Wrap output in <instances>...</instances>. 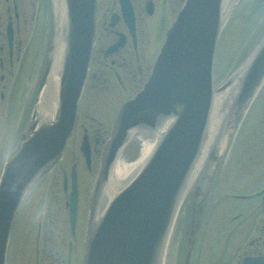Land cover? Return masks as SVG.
Returning <instances> with one entry per match:
<instances>
[{
	"label": "water",
	"instance_id": "95a60500",
	"mask_svg": "<svg viewBox=\"0 0 264 264\" xmlns=\"http://www.w3.org/2000/svg\"><path fill=\"white\" fill-rule=\"evenodd\" d=\"M62 1L66 69L60 103L54 120L33 129L6 167L0 187V264H4L10 226L24 195L33 180L60 157L75 121L96 9L95 0ZM224 18V0H187L145 88L120 110L99 174L96 199L132 131L158 128L169 118L172 123L137 177L112 198L100 216L93 213L83 264H162L189 176L210 137L216 93L213 58ZM245 66L233 106L236 120L264 81V41ZM83 152L89 159L86 143ZM216 157L213 150L210 158ZM70 207L73 217L75 195ZM189 255L185 264H189Z\"/></svg>",
	"mask_w": 264,
	"mask_h": 264
},
{
	"label": "flooded vegetation",
	"instance_id": "af4514ba",
	"mask_svg": "<svg viewBox=\"0 0 264 264\" xmlns=\"http://www.w3.org/2000/svg\"><path fill=\"white\" fill-rule=\"evenodd\" d=\"M183 1L97 0L94 43L79 101L77 123L69 141L77 135L84 103L90 107L124 94L123 103L142 89ZM54 28L52 0H0V181L19 143L29 136L34 122L41 119L40 107L47 97L43 90L51 72ZM36 38L40 51L31 58ZM86 117L101 134L105 122L89 115ZM84 137L91 150V160L86 166L91 169L93 152L97 151L93 141L99 142L100 136L92 138L86 133ZM247 137V146L237 156L244 167L239 164L237 168L244 174L250 188L234 194L236 199L229 208V243L233 242L234 246L231 251L230 246L225 264H255L251 261L245 263V260L264 259V112L251 126ZM63 159L64 156L61 161ZM76 163L72 162L70 170L63 172L62 188L49 182L48 178L42 183L38 210L34 206L37 201L29 199L31 194L25 200L11 230L5 264H12V252L16 250H13L14 236L18 232L25 250L35 256V264H82L88 216L86 211L81 232L82 184L77 170L79 164ZM57 165L47 171L49 175L55 172ZM73 176L78 191L74 226L67 206ZM199 186L198 182L197 188L192 189L195 196ZM60 194L66 196L62 202ZM201 207L202 204L198 203L199 210ZM31 210L36 211L34 219L23 225L21 218ZM58 210L62 216L60 228L57 226ZM80 233L82 242L79 248ZM17 244L18 235L15 248Z\"/></svg>",
	"mask_w": 264,
	"mask_h": 264
},
{
	"label": "rangeland",
	"instance_id": "374dc122",
	"mask_svg": "<svg viewBox=\"0 0 264 264\" xmlns=\"http://www.w3.org/2000/svg\"><path fill=\"white\" fill-rule=\"evenodd\" d=\"M227 9V18L222 28L215 54V87L222 85L232 74V71L248 57L259 38L261 30L264 29V1L258 3L257 0H233L231 5H227ZM37 40L38 38L34 40L31 58H34L35 55L37 56L38 52L40 51V44ZM125 98L126 97L124 94H117L110 100H107V102L104 101L95 103V105H91L90 107L86 106L85 103L83 104L82 111L84 113L79 119L80 123L77 135H75V137L68 142L63 161L58 163L55 172L52 173V175H49V172H47L41 179L37 181V184L33 188V192L29 197V199H35L36 201L39 200L42 183H44L47 178L49 182H55L60 188H62L63 172L69 171L72 162L74 164V161H76L77 166L79 164L77 170L79 172V177L82 184V202L80 212L81 232L83 229L82 223L88 209L90 191L93 190V185L96 181L97 172L100 167V149H102L110 136V131L113 127V118L120 106V103L125 100ZM261 110L262 112L264 111V85L247 108L244 118L237 129L233 144L226 157L227 165H225L226 169L221 175L220 183L213 189H209L207 193L205 212L203 214L202 224L200 225V228L201 226L202 228L198 235L197 244L192 252L191 264H225V261L229 255L228 253L234 246L233 242L231 244L229 243L230 221L227 219V212L229 213V208L234 202V199L229 198V195L233 197L234 194L231 193H235L237 191L242 192L245 189L250 188V185L245 182L246 179L242 177L237 171L240 160L238 158L236 160L235 153L237 148L242 150L241 147L244 146L242 144L244 141L248 140L247 135L249 133L250 127L251 125L253 126L256 119H259L257 115ZM86 115L96 117L99 120H102V123L105 122V125H102L101 134L96 132L97 128H95V126L90 125V120L87 119ZM235 129L236 128L233 127L230 138H233ZM86 133H88V135L92 138H95V136H100L99 142L96 143V141H93V144L97 146V151L93 152V163L91 169L87 168L85 165L84 156L80 150L83 136ZM246 146L247 145H245V147ZM140 150L141 143L137 141V138L135 137L130 140L123 148L122 156L125 159L132 161L139 157ZM234 158L235 163L233 162ZM246 165L250 167L249 163ZM241 166L244 167V164ZM222 168L224 167L222 166ZM219 170H221L220 167ZM35 188L36 190L34 191ZM251 189L254 188L252 187ZM65 198L66 196L64 194H60V202L64 201ZM34 206L37 207L38 210V201L34 204ZM59 211L60 210L57 211L58 228L62 226L60 224V219L62 216L61 212L59 213ZM35 212L36 211L32 210L29 211L25 217L21 218V223H23V225H25L26 222L30 224L34 219L33 214ZM52 213H54V208L52 209ZM185 222L186 217L183 208L177 219L176 225L174 226L167 248L164 264H183L187 248L186 241L188 235L183 233L185 230ZM17 235L18 244L15 248ZM17 235L15 234L14 236L13 250H16L15 252L13 251L14 253L12 252V264H35V256H32V252L29 254L28 249L25 250L23 245L24 241L19 239L20 233L18 232ZM30 240L31 239H28V241ZM77 242L78 247L80 248L82 242V233H80Z\"/></svg>",
	"mask_w": 264,
	"mask_h": 264
},
{
	"label": "bare ground",
	"instance_id": "6f19581e",
	"mask_svg": "<svg viewBox=\"0 0 264 264\" xmlns=\"http://www.w3.org/2000/svg\"><path fill=\"white\" fill-rule=\"evenodd\" d=\"M232 1L233 0H224V11H227L226 10L227 5L229 4L231 5ZM257 1L258 3H261L264 0H257ZM58 8L60 10L61 6ZM58 13H59V19L61 20L62 13L61 11H59ZM61 32H62L61 28L57 29V38L61 35ZM263 32H264V29L261 30L257 43L261 39ZM56 50H57V54L54 60V68L51 74L50 83H49L48 88L46 87L45 89V91L47 90L48 92L47 102L45 106L42 108V111L44 114H50V115H51V111L56 102L55 92H57V86H58V78L56 77L57 76L56 74L60 69V63H61L62 54L64 50V43L62 41V38L61 40H58L57 45H56ZM246 60L247 58L245 59L244 62L240 64L241 67L231 79L232 83L223 92L217 95L216 101L213 104V110H212L213 113H212L210 126H209L210 137L207 138L206 143L204 144V147L197 160V164L193 170V173L191 174V176H189V180L187 182V186L185 190L190 188V185L196 179V176L199 173V171L201 172L202 168H204L205 164L208 162L206 160L208 153L213 148H218V150L220 151L226 145V142L232 130L231 125L229 126L225 125L226 121L228 120L227 119L228 112H229L228 110H229V107L231 106L232 100L236 96V94L234 95V92L236 91V88L240 81L242 70L244 67H246L245 66ZM225 104H229L228 107L224 106ZM232 106L230 107V112H231ZM162 129L163 128H160V130ZM156 134H159V135L156 136ZM162 134H163L162 131L159 132L158 130L157 131L149 130L147 133L144 131L141 134H137V137H138L137 141L141 143V150H140L139 157L136 158L135 160L129 161L128 159H125L122 156L123 151L118 155L117 159L115 160V162L110 168L109 178L105 184L102 199L98 205V212L96 213V217L102 214V212L108 206L112 198L122 188H124L128 183H130L134 177H137L141 168L145 164L146 160L151 155L152 151L156 148L157 142L159 141L160 135Z\"/></svg>",
	"mask_w": 264,
	"mask_h": 264
}]
</instances>
